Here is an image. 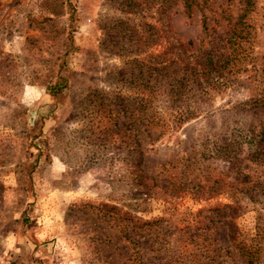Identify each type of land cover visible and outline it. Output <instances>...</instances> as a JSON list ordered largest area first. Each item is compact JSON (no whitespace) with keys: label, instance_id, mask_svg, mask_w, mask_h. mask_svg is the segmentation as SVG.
<instances>
[{"label":"rangeland","instance_id":"obj_1","mask_svg":"<svg viewBox=\"0 0 264 264\" xmlns=\"http://www.w3.org/2000/svg\"><path fill=\"white\" fill-rule=\"evenodd\" d=\"M150 1L0 0V264H247L241 241L264 260V194L231 197L233 166L264 180L245 75L183 108L142 103ZM201 18L171 11L195 50ZM140 106L168 118L163 136L139 132Z\"/></svg>","mask_w":264,"mask_h":264},{"label":"trees","instance_id":"obj_2","mask_svg":"<svg viewBox=\"0 0 264 264\" xmlns=\"http://www.w3.org/2000/svg\"><path fill=\"white\" fill-rule=\"evenodd\" d=\"M151 1L150 12L154 18L151 41L138 42L137 49L143 55L146 53V57L136 63L138 72L130 79L138 90L141 102H148L152 107L155 102L163 100L174 108H183L191 101L210 100L219 89L234 81L239 82L244 74L243 82L249 92V99L244 104L263 118L259 127L261 132L250 138L254 146L250 148L249 157L251 161L264 165V45L253 47L256 34L264 29V6L259 4V0H223L220 4H217V0ZM177 3L181 4L188 17L195 10L201 13V28L207 40L203 48L201 46L195 50L191 41L184 43L174 35L170 18ZM233 7L238 9L237 15ZM222 28L223 35H220ZM130 72H134L133 68ZM145 95L150 100L145 102ZM143 107L140 106L135 119L139 132L151 127L158 129L159 135L163 136L164 129L168 127V118L163 117L157 108L147 117ZM111 112L119 118L122 110ZM134 142L139 153L135 164L141 172L143 150L139 140ZM233 168L231 197L243 195L254 200L255 193L264 194V180H252L242 175L235 166ZM162 191L167 192V189ZM220 206L230 208L229 205ZM256 238L261 239L259 232L252 240L257 242ZM243 243L239 242L246 263L264 264L260 257L262 244Z\"/></svg>","mask_w":264,"mask_h":264}]
</instances>
